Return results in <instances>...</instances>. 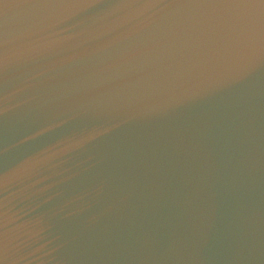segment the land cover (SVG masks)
I'll return each mask as SVG.
<instances>
[{"label": "water", "instance_id": "95a60500", "mask_svg": "<svg viewBox=\"0 0 264 264\" xmlns=\"http://www.w3.org/2000/svg\"><path fill=\"white\" fill-rule=\"evenodd\" d=\"M0 264H264V0H0Z\"/></svg>", "mask_w": 264, "mask_h": 264}]
</instances>
